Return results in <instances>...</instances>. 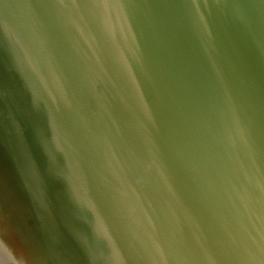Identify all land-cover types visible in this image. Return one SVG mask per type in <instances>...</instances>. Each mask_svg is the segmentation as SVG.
<instances>
[{
	"label": "water",
	"instance_id": "obj_1",
	"mask_svg": "<svg viewBox=\"0 0 264 264\" xmlns=\"http://www.w3.org/2000/svg\"><path fill=\"white\" fill-rule=\"evenodd\" d=\"M0 264H264V0H0Z\"/></svg>",
	"mask_w": 264,
	"mask_h": 264
}]
</instances>
